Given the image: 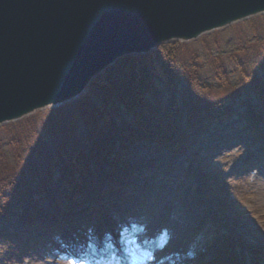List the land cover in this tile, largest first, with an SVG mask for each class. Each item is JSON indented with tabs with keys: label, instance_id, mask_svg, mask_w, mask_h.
<instances>
[{
	"label": "rangeland",
	"instance_id": "obj_1",
	"mask_svg": "<svg viewBox=\"0 0 264 264\" xmlns=\"http://www.w3.org/2000/svg\"><path fill=\"white\" fill-rule=\"evenodd\" d=\"M263 36L264 13L246 20L245 22H239L222 30L203 35L190 43L176 42L179 46L177 53H179L178 55L181 66L187 64L189 61H193L200 64L201 67L203 66V71L207 73L206 65L209 66L208 62H210V60L216 55H219V57H217L219 62L222 58L225 61L229 58L227 53L230 50H235L237 53H240L239 50H243L244 53L242 55L253 56V53L257 50V46H260V43H257V39L260 41ZM228 44H231L230 49L227 47ZM163 46H165L163 47V50L166 52L169 45ZM220 55H222V57H220ZM122 63L123 61L109 69V75H120L119 72L122 70ZM242 66L243 65H240V67ZM232 70H235V68H231V71ZM258 70L261 72L263 71V69ZM243 80L241 81L240 76L238 75L236 77H229L228 86H226L227 88H221L219 92L220 98L232 95L236 103L235 107L239 109L240 112L244 109L243 100L240 98L243 94H247L249 91L246 89L249 87V84ZM159 86L162 87V83H159ZM166 96H168V94L163 96L164 100L166 99ZM86 99L87 97L83 100ZM235 103L231 102L230 104L234 105ZM83 106L84 105L81 102L75 106H67L61 109L62 111H59L60 109L54 110L55 112H53V110H45L37 114L35 118L39 121V119L43 120L48 117L67 118V116H69L67 119L73 123V128L76 130L78 136H83L85 130L81 128L80 121H76V116L79 113L80 108ZM75 107H77V111L72 113ZM185 116L186 107L184 106L180 115V120L182 122H185ZM26 121L27 120L23 122ZM27 124H23L22 127H26ZM242 125V118L238 115L230 121H225L223 124L217 126L211 134L206 136V140H204L205 144L200 148H197L200 152L195 160L199 165L198 174L196 177L191 178L186 177L188 167L194 161V154L192 152L177 154L169 152L168 150H162L160 153H154L148 146L133 143L132 145L134 147L130 145V148L127 150L121 152L115 150L112 158L119 157L123 160L117 164L118 169L121 171L120 175H123L124 171H129L132 177L130 175H124L127 178L131 177V181L127 183V179L122 178L126 182L122 184L116 179V176L111 178V187L114 186V188H119L120 198H117L116 202L113 203V206L105 208L106 214L99 209L105 202L101 200L100 194L102 189L106 187L105 185L103 187L97 185L99 182V179L97 178L101 175V168L99 165L95 167H92L91 165V168L86 171L83 178H75L73 174L59 172L60 169L57 168V165L52 166V168L54 167L53 171L55 174L53 181L49 183V186L53 190V196L59 203H64V191L66 192L69 190H72L74 194H76L77 191L85 190L87 192V199L91 198L93 202L91 205L90 202L85 201L82 205L77 206L79 208L75 211L76 213H72L69 217L66 216L64 218L55 212V219L46 221L48 223L47 225L43 224L44 227H40L39 223L36 225L34 224L32 228L40 227L42 231L40 230L39 233L36 231L37 234L34 238L39 239L35 240L36 242H33L32 247H28L30 255L29 259L24 263L72 264V262L75 261L76 264H90L75 258L78 256L74 255V257L66 247H61V240L51 241L49 238L54 237V235H59L60 233H58L56 227H52L53 229L51 227L49 228V224H55V226L61 224L66 225V228L62 230L63 232L61 231V236L64 235V233L71 235L78 232L80 235L87 237L97 231V226H99L100 222L103 220L102 217L108 215L107 220L109 221L106 223V226L109 228L108 235L111 234L118 248H122V252L119 251L122 257L119 264H228L230 254L233 253L235 254L234 258L236 264H242V262L245 261V246L242 244V241L237 234L230 233L228 230L226 231L222 228L215 229L216 238L213 239V241L208 242L207 240H204L200 245L201 250H194L190 254L189 247L194 244V241L198 239V237L196 233H194L193 241L190 242L193 234L187 229V225L185 227V223L187 224V218H189L190 215L196 216L199 221L200 213L196 210H191L193 214L188 212L185 213L183 207L186 205V202L182 201L180 203L178 196L175 197L179 193L184 194L185 196H188L189 194L193 195L194 190L200 185V172L206 174L202 177V180L207 176L212 184L215 182L218 187L221 186L220 189L216 191H226V189L222 188V185L225 183L223 180H225V177L236 178V173L241 169V161L244 158L243 155L245 150L243 149V144L244 142L246 144L252 143L250 136H248V133ZM14 127L19 126L11 125L10 128ZM91 128L93 127L89 126V130ZM95 128L92 131L94 133L93 137H95L94 139H98V141L95 142L94 140L91 146L104 149L107 146L112 145L113 142L120 144V138L113 136L107 130L99 134L98 131L96 132ZM4 133L5 131H0V135H4ZM243 136L248 137L244 139ZM214 150L215 153H212ZM256 150L257 149L253 147L250 149V152ZM125 152H127V154H125ZM261 152L264 153V150ZM124 155H128L125 160ZM170 166L172 167L170 170H174V172L167 174L166 178L171 177L173 178V181H161L159 180L160 178H157L155 181L152 180L154 177H160L167 173L159 170H157V172H145L139 174V172L146 171L151 167L156 169H159L160 167L163 169L164 167L166 169V167L168 168ZM165 171L168 170L166 169ZM242 173L244 172L242 171ZM244 174V177H241L242 179L228 183L230 189H233V191H231L232 193L229 192L230 196L238 201L236 202L232 200L233 209L230 213L234 215L236 212L238 214L244 213V217H247L249 226L248 234L250 236H253V233L255 234L252 238L254 239L253 242L255 244L257 243L256 245H258V248L262 249L261 253L264 254V171L262 169L257 172L252 171V173L249 172L248 174ZM90 184L93 185L88 189ZM177 186H180L181 192L175 191V187ZM153 187H156L154 190H162L161 193L158 194L156 191L151 192ZM141 196L147 197V200L144 203H141L140 201ZM33 197L36 199L35 206L37 210L39 208L46 209L52 206L49 200L44 199L48 197L41 196V194H35ZM154 198L157 202H153ZM79 200L80 198L77 199V201ZM207 204L213 209L214 213L216 212L212 216H214L215 219H220L217 203L207 202ZM145 209L147 215L140 216L145 218V227L143 229H136L139 225L133 223L129 219L130 216H127V213L132 215L135 212L144 211ZM169 209H172V211L167 212ZM52 212L54 211L52 210ZM42 214L43 217H46V215L51 217L50 214ZM85 214L89 216L88 220L94 223L89 229H85V224L83 225V220L86 218ZM18 216L19 215H13L8 221L0 223V238L6 239V234L11 232L19 235V238H22L27 233L32 234V231L27 230V226L22 224V220L18 221ZM67 224L69 225V228H67ZM123 228L126 232H128V229H132L135 232L130 233L129 235H122ZM183 235L186 238H182ZM61 236L58 237L61 238ZM162 241H164V247L159 245ZM35 243L36 246L40 247L38 253H34L33 250L35 249H32L35 246ZM53 243H56L58 249H56L54 255L52 253L51 256L46 257V254L43 253L42 249L46 247L45 250L50 251ZM42 244H46L47 246H43ZM148 244H150L151 250L147 252L146 258L135 262L139 257V254L145 252L144 248ZM1 245H4L5 250L7 249V246H5L0 240V246ZM2 249L3 247H0V252H2ZM243 251L244 253H242ZM212 257H217L218 259H216L215 262H210L208 259H213ZM76 260H79L80 262L78 263ZM259 260H261L259 261L260 263L264 264V259Z\"/></svg>",
	"mask_w": 264,
	"mask_h": 264
},
{
	"label": "trees",
	"instance_id": "obj_2",
	"mask_svg": "<svg viewBox=\"0 0 264 264\" xmlns=\"http://www.w3.org/2000/svg\"><path fill=\"white\" fill-rule=\"evenodd\" d=\"M258 40L260 46H257L253 56L242 55L243 50H239L240 53L230 50L227 53L229 58L226 61L222 58L219 62V55H216L208 62L209 66L206 65L207 73L203 71V66L193 61L181 66L179 55H176L178 44L167 46L166 52L163 50L165 46L160 49L164 54L163 63H157L152 55L125 60L127 69L122 67V73L118 76L105 75L99 78L92 95L83 102L84 106L76 116V121H80L81 128L85 130L83 136H78L73 123L67 119L69 116L48 117L39 121L33 117L21 124L12 125L19 127L10 128L9 125L1 129L5 133L0 135V223L8 221L13 215L25 218L36 212L35 194L53 198L49 183L52 182V165L56 161L60 162L64 172L73 174L75 178H83L91 164L102 168L104 180L113 174L122 159L112 158L114 145L104 149L92 148L93 141L98 139L90 137V131L96 126L102 127L99 134L107 129L111 134L115 131L121 133L120 136L126 134L122 143H132L133 139H137L156 151L168 149L182 152L194 147L195 139L201 138L213 125L230 120L236 115L233 106H226V102L235 101L232 95L220 98L219 94L221 88H227L229 77L238 75L241 81L245 79L243 81L249 84L246 88L249 90L247 95H256L264 104V36ZM230 46L228 44L227 47L230 49ZM141 62L143 66L139 71ZM231 68L235 70L231 71ZM175 69L180 70L183 75L177 77ZM152 77L157 78L155 82L165 81L169 85L170 92L165 100L161 99L158 92L156 95L152 81L148 84ZM107 93H111L114 99H108ZM113 104L129 112L131 121L106 115L105 108H110ZM176 104L186 107V123L180 120V109L178 113L175 111ZM76 111L77 107L72 113ZM263 122L259 118L254 120L249 117L246 127L261 142L264 141L261 128ZM23 124L27 126L22 127ZM88 125L93 128L89 130ZM67 132L74 134V137L62 141V134ZM108 166L112 170H107ZM241 177L242 175H237L236 180H223L225 183L222 188L226 191H216L221 186L218 187L215 182L212 184L209 178L204 180L202 187L206 196L213 197L220 205L219 223L227 226L231 222L233 230H244L246 227L244 213H230L233 209L232 200L238 201L230 196L229 192L233 189H230L228 183L238 181ZM122 182L125 183L124 180ZM107 194L104 193L106 196ZM193 200L191 205L202 210L203 214L208 211L201 193H196ZM2 239L0 238L7 249H4V245L0 246L3 247L0 264H24L23 252L19 249L21 242L14 243L9 234H6V239Z\"/></svg>",
	"mask_w": 264,
	"mask_h": 264
},
{
	"label": "water",
	"instance_id": "obj_3",
	"mask_svg": "<svg viewBox=\"0 0 264 264\" xmlns=\"http://www.w3.org/2000/svg\"><path fill=\"white\" fill-rule=\"evenodd\" d=\"M256 6L249 0H0V126L80 99L125 57L263 14Z\"/></svg>",
	"mask_w": 264,
	"mask_h": 264
},
{
	"label": "bare ground",
	"instance_id": "obj_4",
	"mask_svg": "<svg viewBox=\"0 0 264 264\" xmlns=\"http://www.w3.org/2000/svg\"><path fill=\"white\" fill-rule=\"evenodd\" d=\"M249 2H253V3H255L257 6L255 7V8H264V0H249ZM8 4H9V2H8ZM260 15V14H259ZM237 23H239V22H236L235 24H237ZM174 44H176V43H174ZM173 45V44H172ZM163 47V46H162ZM162 47L161 46H159L158 48H157V50H155V51H153L152 53H150V55H152V56H155L153 59H155V60H157V63H160V62H162L163 63V61H162V57H163V53L162 52H160V49H162ZM179 53H177V51H176V55H178ZM136 58H139V57H136ZM131 59H133V58H131ZM123 60V63H122V67L124 68V69H127L126 68V61L125 60H127V58L125 57V58H123L122 59ZM119 63H121V62H119ZM124 65V66H123ZM142 66H143V62H141V65H140V68H139V71L142 69ZM109 69H111V67L109 68ZM108 69V70H109ZM143 69H147V67H143ZM174 70V69H173ZM176 70V75H177V77H180L181 75H183V74H180V73H182L180 70H178V69H175ZM119 73H122V70H121V72H119ZM105 75H107V76H109V72H107V73H105ZM104 75V76H105ZM103 76V77H104ZM118 76V75H117ZM109 78V77H108ZM153 82L152 83V86H154V89H156V95L158 94V95H160V97H161V99L163 98V96L166 94V88L168 87V88H170L169 87V85L168 84H166V86L165 87H160L159 86V83H161V81H158V82H155V81H157V78H154V77H152V79L150 80V81H148V84L150 85V82ZM165 93H164V92ZM158 92V93H157ZM137 94L139 95V92H138V89H137ZM106 97L108 98V99H110V100H113L114 99V96H112L111 95V93L109 94V93H107L106 94ZM152 98H154V96H151ZM241 100H244V107L245 108H247V109H249L250 111H252V112H254V115H255V117L256 118H259V119H261V120H264V117L260 114V113H257L256 111H255V106H256V104H254V103H258V102H260V99L258 98V97H249L247 94H243V96L240 98ZM231 102H235V101H231ZM169 103V102H168ZM106 109V111L108 112H105V114L107 115H109V116H115V117H119L120 119H123L124 121H126V122H129V121H131V119H129L130 118V114H129V112H127L124 108H122L121 106H115L114 104L110 107V108H105ZM240 116H241V118L242 119H245V121L247 122L248 120H249V118H245L244 117V115L242 114V113H240ZM134 122V121H133ZM135 124L136 125H140V124H138V123H136L135 122ZM217 126H219V125H213L212 127H215V128H217ZM102 127H99V126H97L95 129H96V131H98L99 133H100V129H101ZM264 128V127H263ZM107 131H108V129H107ZM93 132L92 131H90V137H93ZM249 136V135H248ZM248 136H243V138L245 139V138H247ZM74 137V134H72V133H70V132H67V133H63L62 134V141H65V140H68L69 138H73ZM133 144H141L140 143V141L139 140H137V139H133L132 141H131ZM131 143V144H132ZM244 145H246V143H244ZM133 146V145H132ZM134 147V146H133ZM252 158L253 159H256V155H252ZM248 164H250L249 163V161L247 160L246 161ZM194 166H196V165H194ZM144 215H147V212H146V210H144V211H142V212H140V216H144ZM129 219L131 220V221H133V222H141V221H143L144 220V218L143 217H138V216H135V217H133L132 215H130V217H129ZM182 238H186L184 235H183V237ZM76 239L75 238H73L72 239V242H74ZM114 250H116L115 248H114ZM234 256H235V254L233 253V254H230V258H229V263L228 264H236V261H235V258H234ZM115 257H117L118 258V254H117V252H115Z\"/></svg>",
	"mask_w": 264,
	"mask_h": 264
},
{
	"label": "snow or ice",
	"instance_id": "obj_5",
	"mask_svg": "<svg viewBox=\"0 0 264 264\" xmlns=\"http://www.w3.org/2000/svg\"><path fill=\"white\" fill-rule=\"evenodd\" d=\"M72 264H76V262H75V261H73V262H72Z\"/></svg>",
	"mask_w": 264,
	"mask_h": 264
}]
</instances>
